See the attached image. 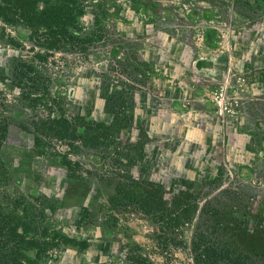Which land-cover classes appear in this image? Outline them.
Listing matches in <instances>:
<instances>
[{"label":"rangeland","instance_id":"rangeland-1","mask_svg":"<svg viewBox=\"0 0 264 264\" xmlns=\"http://www.w3.org/2000/svg\"><path fill=\"white\" fill-rule=\"evenodd\" d=\"M73 1L82 17L72 32L93 42L67 37L65 50H50L47 32L32 35L0 0L1 218L58 224L89 242L81 253L54 248L42 264H126L120 245L148 264H193L199 226L264 264V0ZM54 101L96 122L110 123L112 109L128 117L116 138L140 155L138 175L191 194L176 243L156 240L157 228L134 211H110L103 149L33 145L34 123L54 116ZM66 155L91 172L81 202L67 185Z\"/></svg>","mask_w":264,"mask_h":264},{"label":"trees","instance_id":"trees-1","mask_svg":"<svg viewBox=\"0 0 264 264\" xmlns=\"http://www.w3.org/2000/svg\"><path fill=\"white\" fill-rule=\"evenodd\" d=\"M6 4L9 11L17 13L18 21L32 35H37L41 29L47 32L50 41L45 45L47 49L65 50L60 42L67 37L82 44L93 42L91 37L81 39L72 32L82 17L80 12H75L70 7V4H76L73 0H58L41 10L36 7L37 0H6ZM76 50L84 49L81 47ZM125 98L134 99L128 93ZM54 102L52 103L57 108L54 116L34 123L33 129L37 136L33 145L40 147L44 144L43 140H55L63 143L69 151H75L79 147L103 149L109 156L111 169L100 177L99 183L108 189L110 211H134L157 228L159 234L155 236L156 240L163 244L176 243L180 227L191 218L193 201L187 196L191 194L183 189L169 191L160 181L138 175L135 159L140 155H131L129 146L121 144L116 138L117 131L126 130L130 126L128 117L112 109L113 119L110 123L96 122L85 116L65 114L64 105L59 101ZM124 104L123 101L122 105ZM28 132L31 133V130ZM62 159L71 197L81 202L91 189V181L87 180L91 172L69 160L67 155ZM246 212L242 213L247 214ZM9 220L5 221L0 214V264H42L51 258V250L62 245L71 247L77 253L89 248L87 240H76L65 229H60L58 224L37 223L34 219H21L13 214ZM211 228H215L214 225ZM201 229L200 226L197 228L191 241L193 264H256L250 256L236 251L229 243L208 240L206 230ZM115 254L126 264H148L136 247L120 245Z\"/></svg>","mask_w":264,"mask_h":264}]
</instances>
